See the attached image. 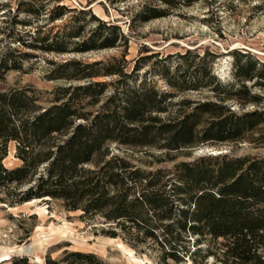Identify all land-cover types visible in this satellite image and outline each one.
<instances>
[{
    "label": "trees",
    "instance_id": "16d2710c",
    "mask_svg": "<svg viewBox=\"0 0 264 264\" xmlns=\"http://www.w3.org/2000/svg\"><path fill=\"white\" fill-rule=\"evenodd\" d=\"M155 10L147 8L143 17L157 16ZM95 18L99 24L91 38L101 35L102 40L83 41L79 50L114 46L123 38L115 24ZM22 43L33 45L23 38ZM156 53L141 55L131 69L125 54L91 62L66 60L48 78L82 82L58 84L46 99L32 85L6 86L7 71L18 65L12 52L0 56V201L59 200L67 209L110 222L106 234L120 235L132 246L151 240L164 258L176 261L187 256L198 264L193 254L210 235L220 241L215 251L208 245L205 255L222 264H264V157L209 154L150 169L112 148H138L159 161L151 149L173 159L184 148L205 143L264 140V94L252 92L244 81L256 78L253 85L264 86V61L236 51L235 82L222 84L210 68L196 67L191 73L186 50L176 80L163 67L170 88L160 89L152 78L136 79L142 61ZM106 75L117 78L96 79ZM211 85L213 99H174ZM42 100L49 104L43 106ZM228 101L258 107L239 112ZM11 142L20 163L8 167L4 159ZM191 237L197 245L193 250L185 243ZM98 260L92 252L65 250L59 258L48 255L45 264ZM11 264L39 263L21 256Z\"/></svg>",
    "mask_w": 264,
    "mask_h": 264
},
{
    "label": "rangeland",
    "instance_id": "374dc122",
    "mask_svg": "<svg viewBox=\"0 0 264 264\" xmlns=\"http://www.w3.org/2000/svg\"><path fill=\"white\" fill-rule=\"evenodd\" d=\"M150 7H155L158 14L145 19L143 13ZM95 17L106 24H115V30L123 38L114 46L79 50L83 41L99 44L102 40L101 35L91 38L99 24ZM22 38L33 45L22 43ZM58 46L64 50H58ZM186 50L191 53L187 58L191 73L194 74L196 67L204 66L222 84L235 82L236 51L264 61V0H0V56L12 52L18 65L7 71L5 85H32L44 99L50 97L58 84L82 82L48 78V72L58 64L69 59L91 62L112 56L120 58L123 54L130 68L141 55L157 52L142 61L137 82L152 78L158 88H170L163 76V67L169 69V76L179 73L186 63L180 54ZM180 63L183 64L178 67ZM224 65L227 66L225 74L220 73ZM116 78L117 75H106L96 79L114 81ZM173 78L177 79L175 75ZM244 81L252 92L264 94V86L253 85L256 78ZM211 87L188 89L174 99H213ZM41 103L49 104L47 100ZM228 103L239 112L258 107L252 103L243 106L235 101ZM112 148L150 169L169 168L175 162L209 154L264 157V140L205 143L184 148L173 159H165L160 150L151 149L159 161L138 148H119L115 144ZM14 153L15 144L11 142L4 159L8 167L20 163ZM151 160L154 162L148 164ZM110 224L99 215L67 209L59 200L49 197L32 198L15 205L0 201V264H11L21 256H27L30 262L45 264L48 255L59 258L65 250L92 252L99 259L96 264H194L187 256L180 261L172 256L164 258L163 249L151 240L132 246L120 235L112 237L103 231ZM194 238L185 242L191 250L197 247ZM217 241L220 239L204 236L199 244L201 251L193 254L198 264H222L214 255H205L208 245L216 250Z\"/></svg>",
    "mask_w": 264,
    "mask_h": 264
},
{
    "label": "bare ground",
    "instance_id": "6f19581e",
    "mask_svg": "<svg viewBox=\"0 0 264 264\" xmlns=\"http://www.w3.org/2000/svg\"><path fill=\"white\" fill-rule=\"evenodd\" d=\"M237 42V41H236ZM237 44H239V43H237ZM236 44V45H237ZM258 51V50H257ZM226 65H224L223 66V69L220 71V73L222 72L223 74H225L226 73V69H227V66L225 67ZM215 152H219L218 150H215ZM6 258V257H5Z\"/></svg>",
    "mask_w": 264,
    "mask_h": 264
},
{
    "label": "water",
    "instance_id": "95a60500",
    "mask_svg": "<svg viewBox=\"0 0 264 264\" xmlns=\"http://www.w3.org/2000/svg\"><path fill=\"white\" fill-rule=\"evenodd\" d=\"M218 153H220V152H218ZM213 154H215V153H213Z\"/></svg>",
    "mask_w": 264,
    "mask_h": 264
}]
</instances>
